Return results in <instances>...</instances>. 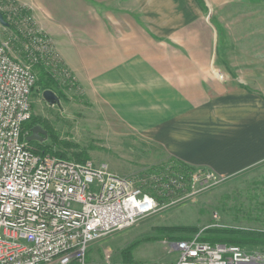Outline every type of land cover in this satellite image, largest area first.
I'll return each instance as SVG.
<instances>
[{"label":"crops","instance_id":"obj_1","mask_svg":"<svg viewBox=\"0 0 264 264\" xmlns=\"http://www.w3.org/2000/svg\"><path fill=\"white\" fill-rule=\"evenodd\" d=\"M203 1L28 0V8L42 12L63 64L110 116L184 164L231 176L264 162V0ZM210 11L236 13L250 32L243 42L255 44L230 67L215 66Z\"/></svg>","mask_w":264,"mask_h":264},{"label":"rangeland","instance_id":"obj_2","mask_svg":"<svg viewBox=\"0 0 264 264\" xmlns=\"http://www.w3.org/2000/svg\"><path fill=\"white\" fill-rule=\"evenodd\" d=\"M200 2L203 5L204 1ZM28 7V0H0L2 14L17 31L0 26V42L7 43L13 58L30 67L35 83L43 75L51 79L44 81L45 90L41 85L32 90L28 124L45 132L41 141L35 142L47 146L51 154L46 155L53 158L89 161L105 166L114 176L135 181L157 204L153 214L133 226L91 242L87 260L123 262V253L129 251L135 263L172 264L176 254L171 244L196 235L234 238L246 253L264 255V162L231 176L214 175L204 180L208 170L186 167L110 116L103 103L94 100L63 64L43 26L42 12ZM235 16L213 11L204 15L212 24L215 66L223 63L230 67L236 53L255 47L243 42L246 37L251 39L250 32L236 26ZM46 90L53 92L58 102L45 101ZM193 176L202 179L193 184Z\"/></svg>","mask_w":264,"mask_h":264},{"label":"built area","instance_id":"obj_3","mask_svg":"<svg viewBox=\"0 0 264 264\" xmlns=\"http://www.w3.org/2000/svg\"><path fill=\"white\" fill-rule=\"evenodd\" d=\"M35 77L0 42V264L93 263L89 244L129 228L157 209L135 181L103 165L38 155L27 149L22 126L31 116ZM207 170V169H206ZM204 180L214 178V173ZM202 176H193V184ZM172 264H264V255L199 236L171 244Z\"/></svg>","mask_w":264,"mask_h":264},{"label":"trees","instance_id":"obj_4","mask_svg":"<svg viewBox=\"0 0 264 264\" xmlns=\"http://www.w3.org/2000/svg\"><path fill=\"white\" fill-rule=\"evenodd\" d=\"M197 4H199L202 7V4H201L200 0H197ZM3 18H4V21L8 25V28L11 29V31H14L17 34L15 26L11 25L6 20L4 15H3ZM47 80L51 82V79H50V77L48 75H45V76L43 75L42 78L37 83H35V85H37V86L41 85V87H43V89L45 90L46 86H45V82L44 81H47ZM32 127H34V126L31 125V124H28V122L25 123L22 126V136L24 138H26L28 135H30V130H31ZM26 147L31 152H33L35 154H38V155H46V154H49L51 152L50 149L47 146H43V145H41L39 143H36V142H28L26 144ZM180 163H182V162H180ZM182 164L185 165L186 167H192V166H189V165L184 164V163H182ZM153 198H155V197H153ZM256 236H258L259 238L260 237L262 238V234H259V235L257 234ZM186 239H188V238H186ZM181 240H185V239H181ZM199 240L203 241V242H207L209 244H225V245H236V246L241 244L239 240H236L234 238H231L229 240L228 239L224 240L222 237H217V236L216 237H199ZM122 258H123V263H135V262L132 261V258H131V255H130L129 251H125L123 253V255H122Z\"/></svg>","mask_w":264,"mask_h":264},{"label":"water","instance_id":"obj_5","mask_svg":"<svg viewBox=\"0 0 264 264\" xmlns=\"http://www.w3.org/2000/svg\"><path fill=\"white\" fill-rule=\"evenodd\" d=\"M0 26L3 27H8L7 23L4 21L2 12L0 10ZM43 98L45 101H47L49 104H53L58 102L57 97L55 94L49 90H46L43 92ZM45 136V132L39 127V126H34L30 130V135L25 138V141L28 142H35L38 141L40 142L42 137Z\"/></svg>","mask_w":264,"mask_h":264}]
</instances>
